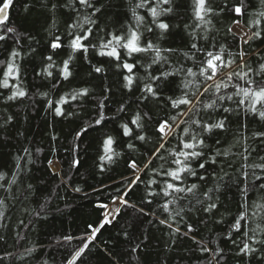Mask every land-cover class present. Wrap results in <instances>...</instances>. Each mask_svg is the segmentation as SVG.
Returning a JSON list of instances; mask_svg holds the SVG:
<instances>
[{
  "label": "snow or ice",
  "instance_id": "snow-or-ice-1",
  "mask_svg": "<svg viewBox=\"0 0 264 264\" xmlns=\"http://www.w3.org/2000/svg\"><path fill=\"white\" fill-rule=\"evenodd\" d=\"M251 3L252 0H238L231 5L229 0H223L221 4H216L215 0H191L193 23L183 25V31L187 33V39L182 38L183 48H163L158 42L171 35L174 28H180L179 24H170L163 18H179L182 0H127L131 19L122 24L115 20L111 26L110 14L116 7L111 0H63L62 3H51V10L67 9L70 22H66L64 35L67 38L66 46L71 51L68 58L57 66L54 56L59 55V50L65 47L64 39L62 35L49 31L51 39L48 47L51 52L43 57L45 63L35 72V76L51 78L54 81L52 88L55 89L58 81H67L73 75L70 63L74 54L82 53L88 60L92 51L115 61V67L123 70V87L129 93L139 91L140 96L134 102L143 103L129 122L118 124V130L122 138H128L124 143L129 152L140 153L145 159L138 161L129 156L126 167L131 170V175L121 179L120 186L116 188L117 195L111 197V204L97 205L103 209L98 223H89L79 237H62L68 245L73 240L79 241L63 264H87L85 257L95 246L101 230L117 220L123 207L133 208L140 216L158 219V223L168 229L173 243L177 242L178 237H189L200 251H212L190 235L197 228L188 221L193 215H198L200 218L196 223L207 224L208 220L219 215L215 222L222 224V198H227L229 194H232L236 213L230 223L227 239L237 248L235 255L244 258L245 264H251L252 260L256 264H264V130L245 134L249 123L264 128V48L253 47L258 41L264 42V0H258L255 9H251ZM12 4L13 0H0V26L7 22ZM43 6L48 7V4ZM139 10H144L145 14ZM222 14L232 19L225 29L224 42H219V30L214 21H219ZM154 30L156 40L148 36ZM3 31L5 34H0V42L6 43L7 34L17 30L6 27ZM229 37L232 44L227 43ZM240 42L247 47H241ZM16 44L19 45V40H16ZM31 51L35 52V49ZM3 54L4 58L0 59V107L5 112L0 113V133L6 134L14 127L15 121L7 110L29 93L23 84L21 51L18 47H11L10 51L5 47ZM253 56L259 59L253 60ZM147 57L151 59L142 63ZM138 66L144 69V76L137 75ZM54 67H58L56 76L52 71ZM92 70L95 73L104 72L103 67L96 65H92ZM140 81H143V87H139ZM103 91L109 92L110 88H103ZM40 95L45 98L46 106L54 116L66 118L76 115L63 107L69 104L65 96L53 101L48 98L47 92ZM69 95L71 100L80 98L86 101L91 92L85 87ZM109 100L105 95L97 101V118L87 128L81 126L75 133L77 140L90 129L96 130L95 126L117 123L118 114L127 112L124 102H120L117 114L106 117L105 101ZM153 103L165 113L163 117L156 118L149 106ZM233 117L237 119L234 121ZM234 123L237 125V134L233 136L235 142L225 149L221 137H226L232 131ZM0 138L8 139L6 135ZM102 144L104 155L99 159L114 163L121 155L114 147L118 146L116 138L106 134ZM237 146L241 150L233 151ZM77 148L78 145H75L69 150L75 151ZM22 151L31 157L28 148ZM22 159L17 157L14 170L10 172V181L0 172V181L3 182L0 183V190L8 193L7 196H0V209L8 207L9 201L19 199L12 193L14 185L15 191L19 192L20 185L25 183L20 178L26 170L21 167ZM47 163L57 175L60 174L52 160ZM79 164V159L74 157L71 166L77 167ZM142 173L145 178H142ZM210 183L212 187H207ZM140 185H144V194L139 197L141 203L149 209L156 203L167 213L165 218H159L154 211H146L145 207L131 202L133 194L141 190ZM25 191L31 194L33 185L27 183ZM74 191L79 192L80 189L75 188ZM160 199H163V203H160ZM43 210L44 206L41 205V210L36 211L35 216L41 217ZM205 214L207 218H204ZM6 218V213L0 211V219ZM20 223L23 224V220ZM180 224L185 225L186 231L181 230ZM123 235L130 238L127 231ZM233 235L238 239H234ZM4 240V235H0V241ZM108 243L104 241L105 245ZM140 247L141 244L137 243L131 250L136 252ZM34 251L27 250L29 255ZM222 253L221 248L212 251L210 264H220ZM11 255L7 253L0 257V261Z\"/></svg>",
  "mask_w": 264,
  "mask_h": 264
},
{
  "label": "trees",
  "instance_id": "trees-1",
  "mask_svg": "<svg viewBox=\"0 0 264 264\" xmlns=\"http://www.w3.org/2000/svg\"><path fill=\"white\" fill-rule=\"evenodd\" d=\"M62 2L63 0H13L8 20L0 26V34H5L3 29L6 27H14L17 30L15 33L7 34L6 43L0 42V59L4 58L5 47L9 51L11 47L19 48L23 56V84L29 93L22 101L13 103V106L7 110V114L15 117L14 127L6 134L0 133V137L4 135L8 137L7 140L0 138V172H3L10 181L12 179L10 172L14 170L13 165L17 157L24 158L20 160V164L22 168H26L25 172L21 173L20 178H23L25 183L20 185L19 192H16V186H13L12 194L19 199L9 201L8 207L0 209L7 217L0 219V225H9V227H0V235L5 237L4 241H0V257L7 253L12 254L0 261V264H45V261L47 264H63L71 249L77 246L79 241L73 240L68 245L63 242L62 237L66 235L79 237L84 234L89 223L94 225L98 223L102 218L100 214L103 209L98 208L97 205L110 204L111 197L117 195L116 188L120 186L121 179L131 175V170L126 167L129 156L138 161L145 159L140 153L129 152L124 143L128 138H122L118 130V124L129 122L136 111L143 107V103L134 102L140 96L139 91L129 93L123 87V70L115 67V61H110V58L101 57L92 51L88 60H85L82 53H76L70 63L73 75L67 81L62 79L58 81V87L55 89L52 88L54 81L51 78L35 76V72L45 63L43 57L51 52L48 47L51 39L49 31L62 35L64 39L65 47L59 50V55L54 56L57 66L68 58L71 51L66 46L67 38L64 35L66 22H70L66 15L67 9L51 10V3ZM111 2L116 7L110 14V26L115 20H119L122 24L131 19L127 0H111ZM233 2L238 0H229V5ZM45 3L48 7L43 6ZM215 3L221 4L223 0H215ZM190 6L191 0H182L179 18H163L170 24H179L180 28H174L171 35L159 40L161 47L183 48L182 38L187 39L183 25L193 23ZM257 7L258 0H252L251 9ZM139 11L145 14L144 10ZM231 19L232 17L222 14L219 21H214L219 30L217 33L219 42H224V32L231 24ZM245 19L247 20V17ZM148 36L157 39L155 30ZM29 37L34 39L30 40ZM16 40H19V45L16 44ZM227 43H233L230 37ZM240 43L241 47H247ZM253 47L264 48V42L258 41ZM32 48L35 52L31 51ZM150 59L151 57H147L141 62L146 63ZM257 59L259 58L253 56V60ZM92 65L103 67L104 72L95 73ZM52 71L56 76L58 67H54ZM137 75L144 76V69L138 66ZM85 87L91 92L86 101L80 98L71 100L70 93ZM139 87H143V81L139 82ZM103 88H110V91L104 92ZM44 92H47L48 98L53 101L65 96L69 104L63 107L76 115L66 118L54 116L47 108L45 98L40 95ZM105 95L110 98L109 101H105L106 117L117 114L120 102H124L127 112L118 114L117 123L109 122L106 126H95L96 130L90 129L86 135L77 140L75 133L81 126L87 128L90 123H94L97 118L96 103ZM149 106L157 119L164 116L165 113L154 103ZM4 112L5 109L0 107V113ZM236 119L233 117L234 121ZM231 127L232 131L226 134V137H221L225 149L235 142L233 136L237 134V125L234 123ZM258 129L264 130L256 123H249L245 134L250 135L252 131ZM106 134L114 136L118 142V146L114 145V147L121 155L114 163L99 159L104 155L102 141ZM75 145H78V148L70 151L69 149ZM24 148H28L31 152L30 158L22 151ZM232 150L239 152L241 149L237 146ZM74 157L80 161L77 167L71 166ZM49 160L59 163V175L48 165ZM101 168L104 170L101 171ZM141 176L145 178L143 173ZM27 183L33 185L34 191L31 194L25 191ZM207 187H212V184H208ZM75 188H79L80 191H74ZM143 188L144 185H140L141 190L133 194L131 202L138 207H145L146 211H154L159 218H165L167 213L158 208L156 203H153L150 209L141 203L139 197L144 194ZM7 195L8 193L0 190V196ZM222 199L224 207L220 208V214L224 216V222L216 223L215 220L220 218L217 215L208 220L207 224H197L196 221L200 217L193 215L188 222L193 223L197 231L190 235L212 251L217 248L223 249L220 264H245L244 258L235 255L237 248L227 239L230 223L236 213V205L232 194ZM160 203H163V199H160ZM41 205L44 206L43 213L41 217H36L35 212L41 210ZM204 218H207L206 214ZM21 220L23 224L20 223ZM179 226L182 231H186L184 224ZM124 231L130 233V238H125ZM233 238L238 239L235 235ZM104 241L109 243L105 245ZM94 243L95 246L91 247V251L85 257L87 264H210L212 260V251H200L198 245L189 237H178L177 242L173 243L168 235V229L160 225L158 219L153 216H140L133 208L127 207L121 209L120 216L112 225H106L101 230ZM137 243H140L141 247L136 252H132L131 249ZM28 249L35 251L29 255ZM251 264H256V261L252 260Z\"/></svg>",
  "mask_w": 264,
  "mask_h": 264
},
{
  "label": "rangeland",
  "instance_id": "rangeland-1",
  "mask_svg": "<svg viewBox=\"0 0 264 264\" xmlns=\"http://www.w3.org/2000/svg\"><path fill=\"white\" fill-rule=\"evenodd\" d=\"M54 163H55V168H56V169H59V168H60V167H59V163H58L57 161H55ZM52 169H53V168H52ZM53 170L55 171V169H53Z\"/></svg>",
  "mask_w": 264,
  "mask_h": 264
}]
</instances>
